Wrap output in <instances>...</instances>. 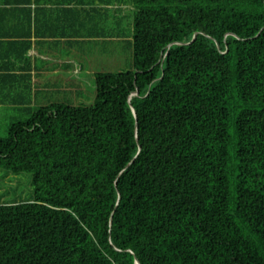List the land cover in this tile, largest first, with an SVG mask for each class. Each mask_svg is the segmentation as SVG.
Returning a JSON list of instances; mask_svg holds the SVG:
<instances>
[{
	"label": "trees",
	"instance_id": "trees-1",
	"mask_svg": "<svg viewBox=\"0 0 264 264\" xmlns=\"http://www.w3.org/2000/svg\"><path fill=\"white\" fill-rule=\"evenodd\" d=\"M133 2V67L0 136V264H264V0Z\"/></svg>",
	"mask_w": 264,
	"mask_h": 264
},
{
	"label": "crops",
	"instance_id": "crops-1",
	"mask_svg": "<svg viewBox=\"0 0 264 264\" xmlns=\"http://www.w3.org/2000/svg\"><path fill=\"white\" fill-rule=\"evenodd\" d=\"M124 4L0 0V125L24 119L28 108L78 98L85 84L96 90V75L110 72L99 67L111 65L120 57L112 51L133 39V28L128 35L121 23H112L122 13L108 11ZM131 7L135 14L134 2Z\"/></svg>",
	"mask_w": 264,
	"mask_h": 264
},
{
	"label": "rangeland",
	"instance_id": "rangeland-1",
	"mask_svg": "<svg viewBox=\"0 0 264 264\" xmlns=\"http://www.w3.org/2000/svg\"><path fill=\"white\" fill-rule=\"evenodd\" d=\"M120 3L126 5H122L120 10L110 9L108 10L110 13H122L116 19L113 17L112 23L117 24L121 23V27L126 29L128 35L131 34V30L133 28V20H134V10L132 9L131 5L133 0H120ZM113 54L115 52L116 55L120 57H116V59H112L111 65L107 63L105 70L110 72H121L124 70L131 69L133 67V48L131 43L128 44L126 47H122V50L117 49L112 51ZM89 67V68H94ZM98 67V66H97ZM121 70V71H120ZM85 89L83 92L80 93V97H75L72 95H68V99L64 102L71 104L73 106H89L95 102L96 98V90L90 87L88 84L84 85ZM8 132V126L4 123L0 125V136H6ZM35 192L33 187V176L27 173L21 174H13V173H6L4 170L0 169V202L5 201H34Z\"/></svg>",
	"mask_w": 264,
	"mask_h": 264
},
{
	"label": "water",
	"instance_id": "water-1",
	"mask_svg": "<svg viewBox=\"0 0 264 264\" xmlns=\"http://www.w3.org/2000/svg\"><path fill=\"white\" fill-rule=\"evenodd\" d=\"M195 37H196V34L194 35V38H195ZM137 94H138V92L136 91L135 93H133V96H134V95H137ZM131 98H132V96H131ZM131 98H130V99H131ZM132 110H133V113L135 114V116H137L134 107H132ZM136 264H140L139 260H136Z\"/></svg>",
	"mask_w": 264,
	"mask_h": 264
}]
</instances>
